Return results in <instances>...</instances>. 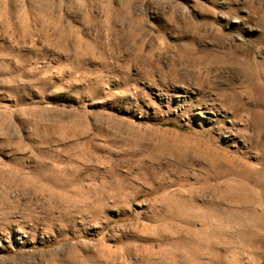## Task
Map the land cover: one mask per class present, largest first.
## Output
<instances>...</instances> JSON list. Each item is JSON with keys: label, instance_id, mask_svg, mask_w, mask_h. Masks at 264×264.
Here are the masks:
<instances>
[{"label": "rangeland", "instance_id": "obj_1", "mask_svg": "<svg viewBox=\"0 0 264 264\" xmlns=\"http://www.w3.org/2000/svg\"><path fill=\"white\" fill-rule=\"evenodd\" d=\"M0 264H264V0H0Z\"/></svg>", "mask_w": 264, "mask_h": 264}, {"label": "bare ground", "instance_id": "obj_2", "mask_svg": "<svg viewBox=\"0 0 264 264\" xmlns=\"http://www.w3.org/2000/svg\"><path fill=\"white\" fill-rule=\"evenodd\" d=\"M230 188V187H229ZM249 189V188H248ZM247 188L246 189H243V188H241L240 186L239 187H237V188H233V190L231 191V192H233V191H235L236 193H237V191H241L242 192V194L243 193H249V192H251L250 190H248ZM228 190V189H227ZM234 192V193H235ZM241 192H239V193H241ZM229 193V192H228ZM230 194V193H229ZM238 194V193H237ZM252 195V194H251ZM236 197V196H235ZM232 199V198H231ZM241 200V199H240Z\"/></svg>", "mask_w": 264, "mask_h": 264}]
</instances>
